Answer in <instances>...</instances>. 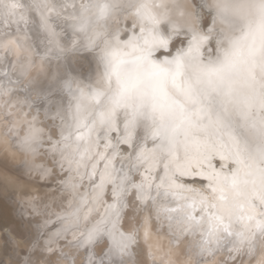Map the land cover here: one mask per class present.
<instances>
[{"label":"snow or ice","instance_id":"obj_1","mask_svg":"<svg viewBox=\"0 0 264 264\" xmlns=\"http://www.w3.org/2000/svg\"><path fill=\"white\" fill-rule=\"evenodd\" d=\"M232 8L0 0V264H264V3ZM70 51L95 82L38 90Z\"/></svg>","mask_w":264,"mask_h":264},{"label":"bare ground","instance_id":"obj_2","mask_svg":"<svg viewBox=\"0 0 264 264\" xmlns=\"http://www.w3.org/2000/svg\"><path fill=\"white\" fill-rule=\"evenodd\" d=\"M184 3H190L189 0H183ZM73 69L75 71H73ZM103 67L99 65L97 57L90 51L68 52L59 60L50 61L44 70L36 76V87L38 90L47 92L57 81L53 80V76L57 77L65 74L75 76L85 83L95 82L102 73ZM53 92L55 89H52ZM66 106L67 100L63 101Z\"/></svg>","mask_w":264,"mask_h":264},{"label":"clouds","instance_id":"obj_3","mask_svg":"<svg viewBox=\"0 0 264 264\" xmlns=\"http://www.w3.org/2000/svg\"><path fill=\"white\" fill-rule=\"evenodd\" d=\"M226 2L230 6H233L232 10L238 13V15L253 19L258 15V5L264 3V0H226Z\"/></svg>","mask_w":264,"mask_h":264}]
</instances>
